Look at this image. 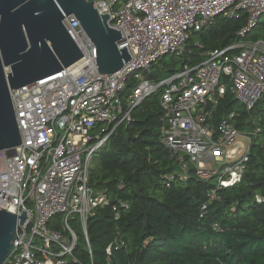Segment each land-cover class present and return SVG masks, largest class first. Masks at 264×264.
I'll use <instances>...</instances> for the list:
<instances>
[{"label": "built area", "instance_id": "1", "mask_svg": "<svg viewBox=\"0 0 264 264\" xmlns=\"http://www.w3.org/2000/svg\"><path fill=\"white\" fill-rule=\"evenodd\" d=\"M92 1L101 15L109 14V25L120 30L119 47L127 46L131 59L121 70L101 74L95 44L74 15L65 16L64 24L82 59L10 91L22 144L14 154L0 151V207L20 216L26 211L28 217L19 225L13 250L3 264L78 261L74 256L80 240L77 227L93 258L88 220L97 208L110 203L107 193L90 183L93 159L117 128L131 121L133 111L160 88H165L160 101L161 141L179 161L183 179L190 177L191 170L200 180L215 179L207 193L210 201L220 198L223 188L242 181L254 138L261 132L257 123L261 119L256 121L252 112L264 98V38L246 35L264 15V0ZM241 12L247 18L238 33L241 39L206 52L199 63H184L160 80L146 77L165 56L182 54L189 39L217 16ZM129 88L132 92L125 99ZM227 92L247 111L248 122L255 125L252 131L239 128L238 108L217 126L212 123ZM256 200L263 202L264 197L257 195ZM120 207L128 203L114 205L116 218ZM202 208L205 214L207 204ZM114 244L108 246V254Z\"/></svg>", "mask_w": 264, "mask_h": 264}, {"label": "trees", "instance_id": "2", "mask_svg": "<svg viewBox=\"0 0 264 264\" xmlns=\"http://www.w3.org/2000/svg\"><path fill=\"white\" fill-rule=\"evenodd\" d=\"M246 24L244 12L217 16L189 39L182 54H170L169 64L161 59L146 77L160 80L184 63L201 62L206 52L241 39L238 33ZM260 24L261 20L252 31ZM164 91L160 88L147 97L133 111L131 121L120 125L95 155L90 183L105 191L110 203L97 208L88 220L93 258L77 227L80 240L74 256L78 261L69 264H264V201L256 200L257 195L264 197V98L252 112L256 121L261 119L257 121L261 132L254 138L242 181L223 188L220 198L210 201L207 193L215 179L200 180L193 170L183 179L179 161L161 141ZM236 108L242 112L239 128L252 131L255 125L230 92L220 100L212 123L217 126ZM123 201L128 207H120L116 218L113 207Z\"/></svg>", "mask_w": 264, "mask_h": 264}, {"label": "water", "instance_id": "3", "mask_svg": "<svg viewBox=\"0 0 264 264\" xmlns=\"http://www.w3.org/2000/svg\"><path fill=\"white\" fill-rule=\"evenodd\" d=\"M74 15L97 48L101 74L121 70L131 57L120 48V30L109 14L101 15L92 0H0V151L15 153L22 144L10 91L52 76L84 56L64 24ZM27 212L0 207V264L14 247Z\"/></svg>", "mask_w": 264, "mask_h": 264}, {"label": "rangeland", "instance_id": "4", "mask_svg": "<svg viewBox=\"0 0 264 264\" xmlns=\"http://www.w3.org/2000/svg\"><path fill=\"white\" fill-rule=\"evenodd\" d=\"M255 36H258V37H261V38H264V15L262 16V18H261V24L254 30V31H252L249 35H248V39H254L255 38ZM195 39H196V37H195ZM191 44V43H190ZM172 60H173V57H172V55H167V56H165V58L163 59V63H165V64H169L170 62H172ZM151 70H156V67L155 68H153V69H151ZM131 92H132V88H129L126 92H125V96H124V98L126 99V97L127 96H129L130 94H131ZM241 140L242 141H246V137H244V136H242L241 137ZM58 220V219H57ZM78 226V224H77V222L75 223V228ZM79 229L77 228V231H78Z\"/></svg>", "mask_w": 264, "mask_h": 264}]
</instances>
